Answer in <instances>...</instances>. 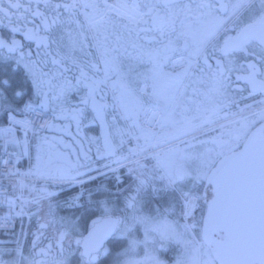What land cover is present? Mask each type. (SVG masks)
I'll return each instance as SVG.
<instances>
[{"label":"snow or ice","instance_id":"obj_1","mask_svg":"<svg viewBox=\"0 0 264 264\" xmlns=\"http://www.w3.org/2000/svg\"><path fill=\"white\" fill-rule=\"evenodd\" d=\"M0 264H264V0H0Z\"/></svg>","mask_w":264,"mask_h":264}]
</instances>
